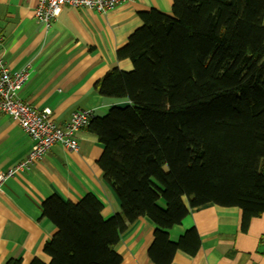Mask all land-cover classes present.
<instances>
[{
    "label": "trees",
    "instance_id": "16d2710c",
    "mask_svg": "<svg viewBox=\"0 0 264 264\" xmlns=\"http://www.w3.org/2000/svg\"><path fill=\"white\" fill-rule=\"evenodd\" d=\"M138 16L142 26L116 52L132 70L113 67L94 86L124 105L86 127L121 213L104 220L91 194L45 199L49 264H121L114 247L140 218L155 229L149 260L171 264L200 247L195 229L169 240L188 209L238 208L242 232L264 214V0H172L170 15Z\"/></svg>",
    "mask_w": 264,
    "mask_h": 264
},
{
    "label": "crops",
    "instance_id": "0c3cea01",
    "mask_svg": "<svg viewBox=\"0 0 264 264\" xmlns=\"http://www.w3.org/2000/svg\"><path fill=\"white\" fill-rule=\"evenodd\" d=\"M33 2L0 0V61L10 71L26 70L28 80L17 98L37 109H49L54 123L64 127L73 112L91 111L93 117L124 103L103 98L95 84L113 67L130 72L129 61L116 52L142 26L139 12L150 9L171 14L172 0H128L100 14L64 7L47 27L35 20ZM78 151L60 144L0 187V264L38 259L49 264L43 247L55 227L42 217L41 203L51 196L77 203L91 194L101 204L104 220L121 213L119 200L103 180L97 161L103 147L86 128L75 133ZM32 139L10 116L0 114V172L24 161ZM187 206V201L184 199ZM195 229L200 247L195 256L176 253L171 264H264V214L241 231V211L206 205L188 209L182 222L167 231L177 242ZM154 226L144 218L129 225L114 251L121 264H153L147 255Z\"/></svg>",
    "mask_w": 264,
    "mask_h": 264
},
{
    "label": "built area",
    "instance_id": "2783aa9c",
    "mask_svg": "<svg viewBox=\"0 0 264 264\" xmlns=\"http://www.w3.org/2000/svg\"><path fill=\"white\" fill-rule=\"evenodd\" d=\"M33 2V15L37 22L49 26L64 7L87 9L106 14L128 0H27ZM28 80L26 70L10 71L0 61V114L10 116L32 139L33 145L26 159L6 172H0V187L3 182L14 177L18 172L27 169L40 160L49 149L60 144L67 151L77 152L78 142L75 133L86 128L91 119V111L78 110L71 114L64 127H58L49 109L37 110L17 98L18 91ZM264 244V238L262 239Z\"/></svg>",
    "mask_w": 264,
    "mask_h": 264
}]
</instances>
